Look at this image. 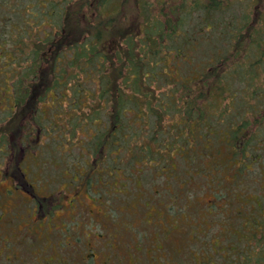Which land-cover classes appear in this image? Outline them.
I'll return each instance as SVG.
<instances>
[{
  "label": "trees",
  "instance_id": "1",
  "mask_svg": "<svg viewBox=\"0 0 264 264\" xmlns=\"http://www.w3.org/2000/svg\"><path fill=\"white\" fill-rule=\"evenodd\" d=\"M0 97L1 176L42 213L65 187L109 211L146 188L173 209L172 173L215 202L193 215L206 232L162 246L171 264H264V0H0ZM26 245L0 264H35Z\"/></svg>",
  "mask_w": 264,
  "mask_h": 264
},
{
  "label": "rangeland",
  "instance_id": "2",
  "mask_svg": "<svg viewBox=\"0 0 264 264\" xmlns=\"http://www.w3.org/2000/svg\"><path fill=\"white\" fill-rule=\"evenodd\" d=\"M3 100L4 97H0V104ZM3 116L0 110V118ZM170 174L172 177L168 176L165 181V199L171 202L175 211L183 205L185 212H173L166 204H151L152 199L158 198L146 188L134 189L131 193L126 188L124 192L129 196L121 200L115 195L117 203L109 211L104 200H98L87 189L73 190L62 184L59 188L65 187L63 196L56 193L47 211L42 213L39 203H33L35 199L31 193L16 187L18 182L13 177L3 178L0 171V256L13 255L19 245L27 243L35 264H65L64 249L84 241L87 248H95L93 264H115L111 257L115 251L124 255L125 264H138L142 250L146 258L153 259L150 264H171L173 260L162 246L177 255L183 247L184 237L192 238L190 232L198 231L193 215L198 213L200 221L207 222L215 196L213 192L199 188L190 198L183 196L182 183L187 179H177L175 174ZM212 174L215 180L217 174ZM170 178L178 186H174ZM158 184L152 186L162 189ZM139 186L142 187L141 183ZM110 190L113 188H108ZM41 192L49 194L44 187ZM200 231L206 232V228L200 227Z\"/></svg>",
  "mask_w": 264,
  "mask_h": 264
}]
</instances>
